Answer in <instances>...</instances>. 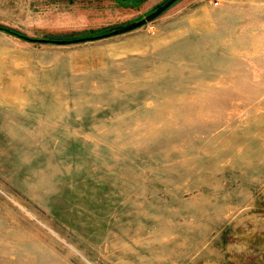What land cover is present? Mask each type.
I'll use <instances>...</instances> for the list:
<instances>
[{
    "label": "rangeland",
    "instance_id": "374dc122",
    "mask_svg": "<svg viewBox=\"0 0 264 264\" xmlns=\"http://www.w3.org/2000/svg\"><path fill=\"white\" fill-rule=\"evenodd\" d=\"M169 1L0 0V264H264V0Z\"/></svg>",
    "mask_w": 264,
    "mask_h": 264
},
{
    "label": "water",
    "instance_id": "95a60500",
    "mask_svg": "<svg viewBox=\"0 0 264 264\" xmlns=\"http://www.w3.org/2000/svg\"><path fill=\"white\" fill-rule=\"evenodd\" d=\"M177 0H170L167 4H165L158 12H156L155 14H153L152 16H150L149 18H147V21H151L153 19H155L156 17H158L163 11H165L167 8H169L174 2H176ZM144 22L139 23L138 25L143 24Z\"/></svg>",
    "mask_w": 264,
    "mask_h": 264
}]
</instances>
